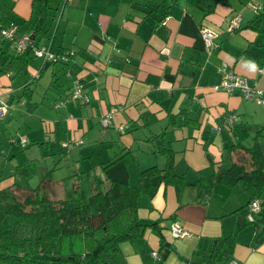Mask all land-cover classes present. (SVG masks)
<instances>
[{"label":"crops","instance_id":"obj_1","mask_svg":"<svg viewBox=\"0 0 264 264\" xmlns=\"http://www.w3.org/2000/svg\"><path fill=\"white\" fill-rule=\"evenodd\" d=\"M49 1L0 0V31L12 21L15 35H26L30 47L69 53L65 63L49 59L36 64L35 58L30 61L36 56L30 49L31 58L22 69L16 63L0 68V98L8 106L0 119V136L7 135L9 140L5 143L0 138V190L15 180L23 181L17 165L30 168L24 183L34 186L37 182L32 185L27 180L34 173L30 161L48 152L50 143L62 145L61 141L66 149L74 144L78 153L86 150L90 160L88 166L68 176L70 188L82 183V171L100 175L99 163L124 150L131 152L133 142H143L148 152H156L157 144L168 147L162 137L173 128L204 147L203 159L207 160L206 152L216 165L214 177L234 159L225 144L242 130L247 132L242 142L256 134L264 159V107L254 99H243L238 91L213 86L220 79L218 66L225 62L226 68L245 76L249 86L260 88L264 100V71L259 70L264 67V0H217L205 14L194 0H166L168 4L165 0ZM252 2L262 8L253 11ZM234 15L239 17L238 27L228 31L226 23ZM202 27L213 33L208 46L199 35ZM11 43L1 34L0 63L14 50ZM75 78L88 95L87 102L66 96ZM57 100L62 104L52 106ZM108 111L109 124L101 126L100 118ZM226 114L235 118L231 125L226 123ZM13 121H20L23 145L11 134ZM89 133L92 136L85 138ZM84 143L91 147L80 149ZM114 143L121 148L103 158ZM171 162L174 167L172 151ZM195 163L200 165L199 157ZM202 166L194 169L195 180ZM50 179V193L57 185L61 195L70 190L67 180ZM189 184L183 182L179 191L174 189L178 207L166 208L167 185L162 183L149 195L141 194L136 214L146 224L132 241L118 243L107 264H210L205 256L213 237L236 230L237 241L217 264H264L261 229L251 235L247 229L240 230L245 207H239L246 201L241 187L236 184L223 195L216 187L209 190ZM236 186L242 202L230 195ZM82 187H87L85 182ZM172 220L187 233L171 236ZM150 222L155 224L150 226Z\"/></svg>","mask_w":264,"mask_h":264},{"label":"trees","instance_id":"obj_2","mask_svg":"<svg viewBox=\"0 0 264 264\" xmlns=\"http://www.w3.org/2000/svg\"><path fill=\"white\" fill-rule=\"evenodd\" d=\"M216 1L194 0V3L205 14L212 10ZM165 2L168 4L169 1ZM32 48L27 41L21 50L6 53L0 68L13 60L22 69L29 63ZM56 53L68 52L58 50ZM37 57L44 62L42 57ZM0 101L4 104L5 114L7 102L1 98ZM246 133V129L242 130L236 133L234 140L226 142L225 148L235 157L215 177L216 165L205 152L207 163L198 169L200 174L189 185L208 186L209 190L216 187L223 195L229 194L234 185L240 186L246 197L245 205L239 207H245L240 230L247 229L251 235L259 226V234L264 237V214L257 215L253 211L250 219L245 217L250 199L264 191L262 151L255 139L256 134L247 143L242 142ZM155 150L164 153L165 163L161 167L149 165L139 169L135 184L127 183L126 161L131 153L124 150L99 163L100 175L88 169L82 171L81 181L86 183L87 192L82 183H77L60 198L50 196L51 179L47 172L41 174L34 186H28L24 182L30 168L17 165L16 172L21 175L23 183L13 181L12 188L0 190V264H107L117 252L118 243L132 241L146 224L137 219L138 197L149 195L159 183H171L176 191L183 184L182 175L175 173L172 167L169 146L157 144ZM69 199L76 203L68 205ZM147 224L152 226L155 223ZM237 232L213 237L205 256L210 264L222 260L224 252L237 241Z\"/></svg>","mask_w":264,"mask_h":264},{"label":"rangeland","instance_id":"obj_3","mask_svg":"<svg viewBox=\"0 0 264 264\" xmlns=\"http://www.w3.org/2000/svg\"><path fill=\"white\" fill-rule=\"evenodd\" d=\"M55 1L56 0H50L49 2L53 3ZM38 39L42 41V39H40V38H38ZM34 58H35V62L37 64L38 60H39V58L37 56H34L30 61H32ZM13 62H14L13 60L7 62L5 64V66L8 64H11ZM13 64H15V63H13ZM13 64H11L10 67H12ZM18 74H20V72ZM46 100L48 101L47 97H46L45 101ZM45 101H44V103H45ZM46 105L49 106L48 104H46ZM176 122L178 123L177 120H176ZM12 123L10 124L11 127H9V128L11 130V134H14V136L16 137L15 138V140H16V139H18V136H19V130L18 129L20 127V121L19 122L13 121ZM163 124H164V122H162L161 125H163ZM13 125H15V126H13ZM163 128H164V126H162V129H159V131L161 133L163 131ZM95 130H97V129H95ZM135 135L140 136L139 134H135ZM83 136H84V134L82 135V138H83V140H85V138H87L88 136H92V134L91 133L86 134L85 138ZM0 138L5 143H9L7 135H1ZM95 138H97V136H95ZM162 139H163V143L168 144L169 148L172 151V155L174 158L173 169L177 172H182L183 182L193 183L195 180L194 178H195V173H196L194 169L197 168V166L200 167V166H202V164L207 163V160L203 159V148L204 147L202 145H200L199 143L193 141L190 136L186 135V133H181L178 128H173L172 130L168 131L165 134V136L162 137ZM89 140L90 139H88V141ZM55 143H50V146H49L50 148H49L48 152H46V151L44 153L42 152L39 157H36L34 160L30 161V163L33 164L34 173L31 174L27 178V180L31 179L32 185L38 181V179L41 176V173H43L45 170H48L50 178L53 176V178L59 177L60 179L67 180L66 184H67L68 188H70V180H69L68 176L72 175L77 170H81L82 168H85L90 163L89 158L85 157L87 154L86 150L83 151V153L82 152L78 153L77 152L78 147H76L74 144H72L73 148L70 147V149H66L67 147L65 148V146L60 145L59 143H57V144H55ZM114 144L115 145L109 146L107 148V150H111V153H108L103 158H107L109 156V154L112 155L115 151L118 152V150L121 147H119V145L117 143H114ZM31 145L33 147H35L36 144H31ZM69 145H71V144H69ZM143 145H144V143L139 141L137 144L135 142H133L131 147H129L131 149V152H130L131 154H130V157L126 161L128 185L135 184L136 176H137V170L139 168H142V167L144 168L147 165L149 166L150 164L151 165L155 164L157 167L164 164V161H165V155L164 154H161L158 151L148 152L146 147H143ZM83 146L84 147L80 148V149H84L86 147H91V145H86V143H84ZM153 147L155 148L154 142H153ZM18 148H19L18 145H16V149H18ZM32 149L34 150V148H32ZM103 149L105 150V148H103ZM70 150H71V152H70ZM92 152L96 153L95 148H92ZM117 152H115V153H117ZM24 154H26V152ZM82 154H83V156H82ZM113 155H115V154H113ZM195 157H199V164L200 165H197L195 163ZM188 160H190L194 163L191 165V163H189ZM11 163H13V164L16 163V160L13 159L11 161ZM2 168H3L4 172H7L8 164L4 165ZM15 179H16V176H15ZM15 181H17L15 183H23V181H21V182H19L18 180H15ZM15 183L6 187L5 189L12 188L15 185ZM166 185H167L166 186V189H167L166 195H168L167 199H166L167 200L166 208H170V207L173 208L174 205L176 204V202L178 201L177 199H174V195H173V193L175 192L174 186L171 183H168ZM59 189L60 188L58 187V185L55 189L53 187V190L51 191L52 195H50V196L58 197V198L63 197L66 193L64 192L63 195H61L62 193H61V190H59ZM84 189H86V187H84ZM237 191H238V188L236 186L234 189V193H232L230 195H233V198H232L233 201L242 202V195H237ZM85 192H87V190ZM185 195H189V194L187 192H185ZM255 198L257 199L258 207H257V209L254 210V212L257 215L264 214V191L261 192L259 195H257V197H255ZM145 199H146V197H145ZM74 203H76V201L72 200V199H69L67 201L68 205H71ZM178 204L179 203L176 204L177 207H178ZM40 205L42 206V204H40ZM253 213H252V215H253ZM245 217L247 218L246 214H245ZM258 228H259V226H256L255 230H257ZM223 235H226V233Z\"/></svg>","mask_w":264,"mask_h":264},{"label":"built area","instance_id":"obj_4","mask_svg":"<svg viewBox=\"0 0 264 264\" xmlns=\"http://www.w3.org/2000/svg\"><path fill=\"white\" fill-rule=\"evenodd\" d=\"M61 2H63V0H61ZM251 7L255 12H258L262 8L261 4L258 2H252ZM238 18L239 17L237 15H234L228 19V22L226 23V29L228 31L238 27ZM164 21L165 17L160 20L161 23H163ZM15 31V24L12 21H9L8 25L5 26L0 32L4 37L8 38L12 42L14 49L21 50L26 45L28 40L26 35L24 34H21L19 36L15 35ZM212 34L213 33L209 28H200L199 35L205 46L209 45V40ZM32 52L34 55L42 57L44 61L49 59H60L62 61H65L68 56L67 54H69H57L56 52H50L43 46L32 48ZM225 64V62H221L218 66V71H220V79L218 83L213 85L214 88H221L227 92L238 91L243 99H254L264 107V100L261 98V89L256 86H249L247 84L245 76L234 73L231 69L226 68ZM259 70L264 71V67L260 68ZM66 96L71 99H78L82 102H87L88 100V95L83 91L80 81L76 78L72 80L70 90ZM60 104H62V101L57 100L52 103V106L56 107ZM4 111V104L0 101V115H2ZM109 117L110 113L108 111L100 118V125L107 126L109 124ZM234 120L235 118L232 114H226V123L228 125H231ZM76 141L79 142V140ZM18 142L20 145H23L25 143V138L22 135H19ZM61 144L65 145L66 143L65 141H61ZM247 207L249 209V212H253L255 209H257V199H250ZM248 217L250 218V213ZM184 233H187L186 230L182 229L176 220H172V222L169 224V234L173 237H177L181 236ZM151 253L155 255L154 251H151Z\"/></svg>","mask_w":264,"mask_h":264},{"label":"clouds","instance_id":"obj_5","mask_svg":"<svg viewBox=\"0 0 264 264\" xmlns=\"http://www.w3.org/2000/svg\"><path fill=\"white\" fill-rule=\"evenodd\" d=\"M249 213V212H248ZM251 216V215H250Z\"/></svg>","mask_w":264,"mask_h":264}]
</instances>
